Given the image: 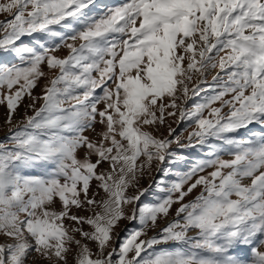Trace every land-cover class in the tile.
Instances as JSON below:
<instances>
[{
    "label": "snow or ice",
    "instance_id": "obj_1",
    "mask_svg": "<svg viewBox=\"0 0 264 264\" xmlns=\"http://www.w3.org/2000/svg\"><path fill=\"white\" fill-rule=\"evenodd\" d=\"M0 17V264H264V0Z\"/></svg>",
    "mask_w": 264,
    "mask_h": 264
},
{
    "label": "rangeland",
    "instance_id": "obj_2",
    "mask_svg": "<svg viewBox=\"0 0 264 264\" xmlns=\"http://www.w3.org/2000/svg\"><path fill=\"white\" fill-rule=\"evenodd\" d=\"M122 0H96V4L97 5H103V4H107V5H117L119 3H121ZM93 11H97V9H93ZM3 17H0V19H2ZM58 55L60 56H64L67 54V50L66 49H60L58 52H57ZM0 59H11V57H4L2 54H0ZM45 71H47V69L45 68ZM211 75L212 74H209L208 75V79L211 80ZM41 85L44 83L43 80H41ZM40 87H37L35 90H34V94L36 95H39L40 94ZM201 96H198V97H195L191 100L188 101V107H191L194 103H197L201 100ZM28 101L27 99L25 100V104H27ZM39 105H37L38 107ZM24 111V108L23 106H21V108L19 109V112L17 114V119H19V113H22ZM6 112V109L3 107V106H0V121H2L3 117H4V114ZM31 114V113H29ZM169 123L172 124V127L176 129L177 133H180V132H183V137L186 138L187 135H188V132L192 131V128L189 127V123L188 122H181L177 125V123L173 122L172 118H169ZM99 127V126H98ZM88 135L90 136H93L94 134L89 132L87 133ZM166 134V132H165ZM4 135V130L2 128H0V137H3ZM199 149H190L188 150V155H189V160H192L194 158L197 157V155H199ZM81 155H83V152H81ZM189 167V164L188 163H185V162H179L177 163L176 165V169L177 170H187V168ZM159 174L155 171V169L152 171L151 175H144L142 177L139 178V185L138 187L139 188H145V187H148L150 183H153L154 180H159ZM174 177H170L169 179H173ZM93 187V190H95V183H93L92 185ZM153 188L155 190V185L153 183ZM132 191H135V190H132ZM195 194V193H194ZM193 194V195H194ZM193 197L192 196H189L187 199L188 200H191ZM153 198L151 196L147 197V198H142L143 202L147 203V202H150ZM173 212H174V209H173ZM81 214H84V213H81ZM163 221H161V225H163ZM130 227L128 221L126 220H122L119 222V226L116 228V232L120 233L121 235H124V230L126 228Z\"/></svg>",
    "mask_w": 264,
    "mask_h": 264
}]
</instances>
